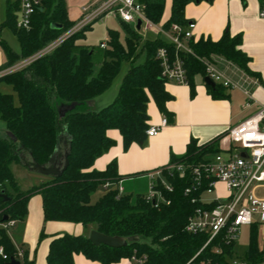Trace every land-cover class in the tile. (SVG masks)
Wrapping results in <instances>:
<instances>
[{
	"label": "trees",
	"instance_id": "trees-1",
	"mask_svg": "<svg viewBox=\"0 0 264 264\" xmlns=\"http://www.w3.org/2000/svg\"><path fill=\"white\" fill-rule=\"evenodd\" d=\"M166 1L144 0L146 17L153 24L162 23ZM190 3L196 1L172 0L171 17L163 28L168 30L173 24L186 25L185 10ZM261 4L264 9V0ZM18 9L15 0H7L4 26L18 39L20 53L12 51L0 28V50L8 59L0 71L30 58L75 25L68 17L65 0H43V11L39 10L33 16L29 30L17 29ZM53 25L60 28L54 29ZM91 28L73 35L51 54L28 67L0 79V84L11 87L18 98L16 104L14 95L0 92V122L4 123L7 133L16 138L14 141L9 136H0V194L10 199L0 198V249L3 250L0 264H10L12 259L21 264H35V260L28 259L27 250H23L22 258L19 256V249L3 227L8 222L26 219L28 203L34 195L42 197L46 222L80 224L85 228L94 226L96 231L108 237L138 239L126 247L113 249L95 246L87 236H57L50 243L47 264H75L76 255L100 264H116L134 255L145 256L146 264H199L208 259L215 264H229L235 244L223 246L221 255L212 253L213 244L197 256L208 237L186 231L188 219L200 207L184 194L191 185L187 176L168 178L173 192L164 190L165 202L157 206L147 201L146 195H120L118 188L92 202L93 195L105 184L117 186L123 180L117 162L110 164L104 172L92 170L96 160L115 146L107 136L108 131L117 130L123 138L124 149L128 150L133 144L146 140L150 98L162 114L168 113L167 104L172 96L162 78L157 54L165 48L174 57L175 48L160 36L143 42V37L129 28L124 42L119 32L110 30L105 49L79 44ZM242 42L241 35L232 36L227 31L217 42L211 39L192 41L193 54L180 53L188 71L192 95L195 94V79L206 78L203 59L222 57L253 76L249 69L251 59L241 50ZM142 56L144 61L140 62ZM124 64L129 65V70L117 97L102 110L95 111L94 101L111 89ZM207 88L214 99L227 98L223 86L207 85ZM71 106L73 109L61 118L60 110ZM220 139L203 145L192 142L186 155L173 158L170 164L199 165L220 152L217 145ZM62 144L69 148L63 172L36 188L22 190L12 166L19 164L38 174L30 168L52 164L61 152ZM253 233L255 235L256 230ZM44 238L42 233L40 240ZM245 257L251 264L264 260V254L258 253L255 236L251 238Z\"/></svg>",
	"mask_w": 264,
	"mask_h": 264
},
{
	"label": "crops",
	"instance_id": "crops-1",
	"mask_svg": "<svg viewBox=\"0 0 264 264\" xmlns=\"http://www.w3.org/2000/svg\"><path fill=\"white\" fill-rule=\"evenodd\" d=\"M79 1L73 0L72 3L77 4ZM87 2L89 0H83L82 4L77 7V17L75 20H71L68 12V17L72 23H77L81 18V7ZM167 6L170 10L169 15L166 19L163 17L160 26H163L171 17L172 0L166 1L165 11L167 10ZM261 9V0H247L246 2L242 0H212L211 2L201 0L199 3H190L186 7L185 19L195 24L193 30L194 42H198L201 39H211L217 42L227 31L232 36H242L243 42L241 50L251 59L249 69L253 73V76L247 74L238 66L226 61L222 57L214 56L212 58H216L215 62L220 71L237 86L233 90L226 89L224 91L227 95L226 99H214L208 92L205 82L206 78L204 79L203 77H197L195 79L194 95H192L190 86H179L173 83H167L166 89L172 96V100L167 104L168 113L166 115L162 114L152 98H150L148 104L149 129L159 127L164 118L168 121V124L160 130L157 136L152 138L147 136L143 143H135L128 150H125L121 134L117 130L108 131L107 136L115 142V146L96 160L92 170L104 172L110 164L117 162L118 172L123 180L117 186L112 184L110 188H106L105 184L103 187L105 193L113 188L119 189L121 187L123 189L122 194L125 195L127 191L133 192L134 189H137V186L143 184V181L148 186L149 179L147 175L167 167L173 158L179 159L185 156L188 151V146L192 142L203 145L221 137L217 143L219 150L221 151L229 147V139L227 138L228 131L255 115L261 106L264 105V18L261 17ZM97 23L85 34V39L78 42L79 44L96 48L100 47L101 44L107 45L108 32L112 30L109 28L106 29L105 41H101L96 46L87 44V35L94 32V26ZM120 23L126 29H133L142 36V31H137L136 27L124 24L121 21ZM104 26L105 24H103ZM25 60L16 62L10 68L21 64ZM143 61L144 56L140 59V62ZM7 62L6 54L3 50H0V69ZM199 78L202 79V83L200 84L198 83ZM121 84H119L116 94L112 97L113 101L118 95ZM0 92L9 94L8 92L10 91L0 90ZM13 95L15 96V101L16 99L18 100L17 96L15 94ZM100 98L94 101V106L98 102L106 105L102 101H97ZM62 148L54 162L46 169L48 171L47 174L28 172L22 165H18L21 170L25 169L28 172V175H26L27 173L25 174V178L28 180L25 190L38 187L63 170L68 147L64 145ZM13 173L19 187L24 190L20 186L14 171ZM6 230L14 246L19 249V252L23 254V250H27L28 259L30 261L35 260V264H47L50 243L54 237L65 234L89 237L91 231H93L92 229L89 230L86 235L87 229L80 224L46 222L41 195H34L29 200L26 219L23 222L15 223L14 227ZM42 233L45 234L43 241L40 240ZM74 263L100 264L99 262L88 260L83 255H76L74 257ZM116 264H132V262L130 259H125Z\"/></svg>",
	"mask_w": 264,
	"mask_h": 264
},
{
	"label": "built area",
	"instance_id": "built-area-1",
	"mask_svg": "<svg viewBox=\"0 0 264 264\" xmlns=\"http://www.w3.org/2000/svg\"><path fill=\"white\" fill-rule=\"evenodd\" d=\"M19 9L17 11V29L29 30L32 18L37 11L43 9V0H15ZM108 16H114L122 23L136 27L138 21H142L141 31H152L164 41L175 48L172 57L162 48L158 51L157 58L162 67V78L167 83L179 86H189L188 71L180 53L193 54L190 43L193 41L194 23L186 25L173 24L168 30L163 26L153 24L145 14L144 0H89L81 7V18L66 33L54 41L46 50L36 56L23 61L21 64L4 70L0 78L20 71L34 61L43 58L73 35L93 26L98 21ZM261 17L264 18V9ZM106 44H101L105 49ZM216 58L203 59L206 78L213 83L223 86L225 89H235L237 86L218 68ZM249 106V104H248ZM168 124L166 118L159 127H152L147 131L148 137H155L160 130ZM229 147L221 150L199 165L189 163L170 164L163 169L147 175L149 179L148 194L146 199L155 206L165 202L163 191L173 192V187L168 178L189 177L191 185L185 190V196L192 198V203L199 204L193 215L188 219L186 231L192 235H206V244L197 256L211 245L215 244L212 253L221 255L223 246L237 243L242 228L250 229V236L256 237L258 253L264 254V105L260 110L236 127L228 131ZM243 153L246 157H243ZM222 184L225 186L228 196L219 198L211 203L203 201V195L211 194ZM112 184L107 183L106 188ZM119 194L123 189L119 187ZM194 195H196L194 197ZM15 221L3 225L5 229L15 226ZM256 234L254 235V231ZM235 249V247H234ZM235 253V251L233 252ZM3 255V250L0 249ZM22 252L19 256L22 258ZM7 257L4 256V259ZM132 264H146L147 258L131 257ZM199 264H215L211 259ZM229 264H251L246 257L233 256ZM258 264H264V260Z\"/></svg>",
	"mask_w": 264,
	"mask_h": 264
},
{
	"label": "rangeland",
	"instance_id": "rangeland-1",
	"mask_svg": "<svg viewBox=\"0 0 264 264\" xmlns=\"http://www.w3.org/2000/svg\"><path fill=\"white\" fill-rule=\"evenodd\" d=\"M82 1L83 0H80L76 4V3H72L73 0H65L66 7H67V10L69 12V16H70L71 20L72 19L75 20V18L77 17L76 10H77V7H79V5L82 4ZM169 11H170L169 7L167 6V10L165 11L164 19H166L168 17ZM6 13H7V0H0V28H2L3 38L5 39L8 46L12 49L13 52L19 53L20 52V44L18 42V39L13 34V32L11 31L10 28L4 26ZM103 24H105L104 27H106V28L103 27ZM107 28L118 31L120 33L122 41H124L128 37L127 29L124 26H122V24L120 23V21L118 19H116L114 17H107L101 21H98V23L94 26V32L87 35V40H88L87 44L92 45V46H96V45H99V43L101 41H105V39H106L105 33H106ZM141 35L144 38V40L153 39L156 37L155 33H153L152 31H148L146 33L142 31ZM53 42L54 41H52L46 47L42 48L40 51H38L36 54L31 56L30 58H32V57L36 56L37 54L46 50ZM128 69H129V65L124 64L123 68H122V72L120 73V75L117 77V79L115 80V82L113 84V88L109 92L105 93L102 98L97 100V101H102V103L106 104V105H102L101 102H98L97 105L94 106L95 111H100L103 108H105L106 106H108V104H111L113 102L112 97L116 94L118 86H119V84H121V82H122L124 76L126 75ZM4 72H5L4 70L0 71V73H4ZM198 83L199 84L202 83L201 78L198 79ZM0 90H3V91L7 90V91H10V92H8L9 94H12V95L14 94L12 92L11 87H9L6 84H2L0 86ZM227 90H229V89H227ZM16 103H18L17 99H16ZM100 106H103V107H100ZM0 136L3 138L8 136V133L6 131V128H5V125L3 122H0ZM63 146H64V144H62V147ZM18 165L19 164H14L12 166V169L15 172V174L19 180L20 186L25 190V188H27L26 186L28 184V180H26L25 174L27 173L26 175H28L29 170L26 167H24V168L27 169L28 172H26L25 169L21 170L20 166H18ZM148 191H149L148 186L146 185V182L143 181V184H139L137 186V189H134L133 192L127 191L125 194H131L134 196L145 195V194L147 195ZM104 193H105V190L103 189V187L100 188L93 195L92 202L93 203L97 202L103 196ZM227 196H228V193L226 191L225 186L222 184H219V185H217L216 189L211 194L206 193L205 195H203V201H205L207 203H211V202H213L219 198H225ZM86 229H87L86 230V235H87L89 230L92 229L94 231L95 227L91 226V227H88ZM93 231H91V233ZM44 239H42V241ZM250 241H251L250 229L248 227L242 228L239 239L237 240V243H236V246L234 249V251H235L234 256L238 257V258H244L247 251L249 250Z\"/></svg>",
	"mask_w": 264,
	"mask_h": 264
},
{
	"label": "water",
	"instance_id": "water-1",
	"mask_svg": "<svg viewBox=\"0 0 264 264\" xmlns=\"http://www.w3.org/2000/svg\"><path fill=\"white\" fill-rule=\"evenodd\" d=\"M194 1H196V3H199L201 0H194ZM41 11H43V9H41ZM141 26H142V21L139 20V21H138V24H137V26H136L137 31H141ZM52 27H53L54 29H59V28H60V26H58V25H53ZM205 82H206V84H207L208 86H210V87H213V88H214V87L216 86V84L213 83L209 78H206V79H205ZM72 109H73V106L68 107V108H62V109L60 110L61 118L64 117L65 114H66L67 112L71 111ZM8 136H9L12 140L16 141V138H15L12 134L8 133ZM68 151H69V148L67 149V155H65V165H64L63 170H64V169L66 168V166H67ZM242 156H243V157H246V154L243 153ZM49 166H50V165H49ZM49 166H47V167L33 166V167H31L30 169L33 170V171H38V172H40V173H42V174H47L48 171H47L46 169H48ZM63 170H62L60 173L54 175V177L60 175V174L63 172ZM0 198H3L5 201H9V200H10V199H9L6 195H4V194H0ZM4 220L7 221L8 218L5 217ZM89 240H90V241L92 242V244L95 245V246L105 245V246H108V247L113 248V249H121V248H123V247H126L129 243H132V242H136V241H138L137 238L124 239V238H119V237H108V236H105V235L99 233L98 231H93V232L90 234V236H89ZM10 264H21V262L12 259L11 262H10Z\"/></svg>",
	"mask_w": 264,
	"mask_h": 264
}]
</instances>
